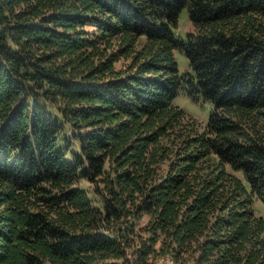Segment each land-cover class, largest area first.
Instances as JSON below:
<instances>
[{"label": "trees", "instance_id": "obj_1", "mask_svg": "<svg viewBox=\"0 0 264 264\" xmlns=\"http://www.w3.org/2000/svg\"><path fill=\"white\" fill-rule=\"evenodd\" d=\"M255 198L264 0H0V264H264Z\"/></svg>", "mask_w": 264, "mask_h": 264}, {"label": "rangeland", "instance_id": "obj_2", "mask_svg": "<svg viewBox=\"0 0 264 264\" xmlns=\"http://www.w3.org/2000/svg\"><path fill=\"white\" fill-rule=\"evenodd\" d=\"M89 26L90 28L92 27V25H89ZM189 29H193V26L189 19L186 7H182L178 13L175 32L179 36H184L185 32ZM175 57L177 59L179 71H183L188 68L187 58L183 52H180L179 50H175ZM126 60L128 59L122 56L120 59L116 61V64L121 65L122 63H125ZM173 100L175 103L181 106L185 110V112L195 116L201 124L202 122L206 121L209 110H210V104L208 102H203L201 100L192 99V97H190L183 88L180 89L175 94ZM68 132H69V129H68ZM82 183L88 185L91 189L90 181H88L87 179H83ZM253 205L257 212L264 214V203L260 199L255 198ZM188 262L190 264H194L193 262H191V260H188L184 264H188ZM156 263L157 264H173V262L169 260V257L161 256V255L157 257Z\"/></svg>", "mask_w": 264, "mask_h": 264}, {"label": "crops", "instance_id": "obj_3", "mask_svg": "<svg viewBox=\"0 0 264 264\" xmlns=\"http://www.w3.org/2000/svg\"><path fill=\"white\" fill-rule=\"evenodd\" d=\"M169 260L171 261V259L169 258ZM172 262V261H171ZM157 264V263H156Z\"/></svg>", "mask_w": 264, "mask_h": 264}]
</instances>
